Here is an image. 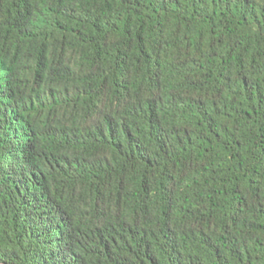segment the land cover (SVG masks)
Masks as SVG:
<instances>
[{"label":"trees","instance_id":"trees-1","mask_svg":"<svg viewBox=\"0 0 264 264\" xmlns=\"http://www.w3.org/2000/svg\"><path fill=\"white\" fill-rule=\"evenodd\" d=\"M0 264H264V0H0Z\"/></svg>","mask_w":264,"mask_h":264}]
</instances>
